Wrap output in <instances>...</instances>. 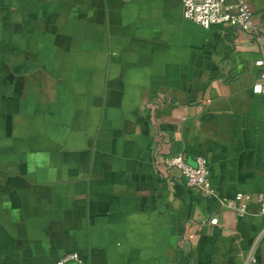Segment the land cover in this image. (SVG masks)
<instances>
[{
	"label": "crops",
	"instance_id": "1",
	"mask_svg": "<svg viewBox=\"0 0 264 264\" xmlns=\"http://www.w3.org/2000/svg\"><path fill=\"white\" fill-rule=\"evenodd\" d=\"M262 55L180 0H0V264H264L259 204L218 201L264 192ZM179 152L214 194L161 163Z\"/></svg>",
	"mask_w": 264,
	"mask_h": 264
},
{
	"label": "built area",
	"instance_id": "2",
	"mask_svg": "<svg viewBox=\"0 0 264 264\" xmlns=\"http://www.w3.org/2000/svg\"><path fill=\"white\" fill-rule=\"evenodd\" d=\"M180 3L182 16L204 27L212 23L230 22L242 31L264 36V17L259 22H254L248 0H232V2L227 0H180ZM254 63L259 69L251 84V90L256 94L264 95V55L255 59ZM195 159L196 163L191 164L179 152L162 156L161 163L164 166L176 167L188 186L204 195L214 194L210 186L209 168L205 157L198 154ZM218 201L222 207L233 208L238 216L245 213L246 206L251 201L257 202L259 211L264 213L263 191H237L232 197L219 196ZM217 219V216L213 215L208 222L216 224ZM248 259L255 260L252 254ZM68 261L80 264L82 258L78 252L68 251L59 256L53 264H66Z\"/></svg>",
	"mask_w": 264,
	"mask_h": 264
}]
</instances>
